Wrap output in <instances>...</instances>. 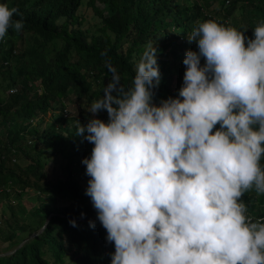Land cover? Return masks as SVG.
I'll use <instances>...</instances> for the list:
<instances>
[{
  "label": "clouds",
  "instance_id": "9594fccd",
  "mask_svg": "<svg viewBox=\"0 0 264 264\" xmlns=\"http://www.w3.org/2000/svg\"><path fill=\"white\" fill-rule=\"evenodd\" d=\"M17 11L0 4V38L23 29ZM253 36L197 21L178 96L159 103L149 42L132 87L110 82L87 124L77 121L75 135L94 145L81 161L85 195L114 245L111 264H264V212L246 213L240 199L264 194V24Z\"/></svg>",
  "mask_w": 264,
  "mask_h": 264
},
{
  "label": "trees",
  "instance_id": "16d2710c",
  "mask_svg": "<svg viewBox=\"0 0 264 264\" xmlns=\"http://www.w3.org/2000/svg\"><path fill=\"white\" fill-rule=\"evenodd\" d=\"M95 2L86 1L97 17L95 28L88 30L77 14L81 0H0L18 10L14 19L24 21L21 31L9 29L0 38V253L24 240L0 256V264H111L114 245L106 241V230L85 195L90 177L81 161L90 158L94 145L75 135L77 121L85 125L86 117L67 116L64 99L93 102L110 82L132 87L133 51L143 53L148 40L159 39V30L170 38L156 47L167 52L157 54L161 80L154 102L177 97L185 53L198 51L187 40L197 21L234 28L248 39L264 24V0H219L222 7L212 16L198 0H98L105 9ZM179 34L184 41H178ZM48 111L54 122L40 127ZM97 116L108 120L106 111ZM17 157L27 162L19 166ZM260 164L264 170V155ZM29 189L35 195L23 205L20 192ZM240 199L246 213L263 214L247 191ZM48 214L42 231L28 238ZM18 217L20 223L12 225Z\"/></svg>",
  "mask_w": 264,
  "mask_h": 264
},
{
  "label": "rangeland",
  "instance_id": "374dc122",
  "mask_svg": "<svg viewBox=\"0 0 264 264\" xmlns=\"http://www.w3.org/2000/svg\"><path fill=\"white\" fill-rule=\"evenodd\" d=\"M86 1L87 0H81V4H80V6H79V8L77 10V14L78 15H82V24H81V26L83 28L88 29V30H93L95 28L96 23H97V17L93 14V11H92L91 7L88 6V5H86ZM95 1H96L95 2V7L97 6V7L101 8V9H105V7H106V4L105 3H100V2H98V0H95ZM198 2L204 8L203 11H211L210 13H206L205 12L206 14H210L211 16H212V13H213L214 10L219 11L221 9V7H222L220 5L219 0H198ZM226 2L227 1H224L225 5H227ZM159 32L162 33V34H160L159 39H157V38H154L153 39L152 38V39L148 40L147 43H145L143 45V47L146 48V46L148 45L149 42L154 43V46L155 47H158V45H160L163 41H165V40H167V39L170 38L169 33L162 32V30H159ZM173 33H174V30L172 29V34ZM177 39H178V41H181V42L184 41V38L181 36V34H179L177 36ZM123 45L126 46V47L128 46V44L126 45V43H124ZM160 50L162 51V49H159V51H158L157 54L163 53V51H166L167 49L163 50L162 52ZM142 54L143 53H141L139 51H136V53H135V51H133L132 59L134 60V67L135 68H136L138 62L140 61ZM23 84L26 85V83H23ZM64 102H65L64 104L66 105L65 112H66V115L67 116L76 117L77 116V113L82 114V115H85V117H86L85 123L86 124H87V121L92 118V114L87 112V109L90 107V105H91L92 102H87L86 103L83 99H79L76 102H74L72 100L71 103L66 102V100L64 99ZM50 115H51V113L48 111V112H46L45 115L41 116L42 119L39 122V126L40 127H44L45 124L48 125V124H52L54 122V120L52 119V117ZM96 118H98V116H96ZM2 136H3L2 129H0V138ZM47 153H48V150L46 151L45 154H47ZM26 162L27 161H25V160L23 162L20 161L19 158L16 159V164H18L19 166H23ZM1 183H3V180L0 178V184ZM247 192H248V195L250 197H252L256 201V207H258L259 203H261L262 201H264V194H258L255 191L254 188L251 189V190H248ZM34 195L35 194L30 189L29 190H24V192H20V201H21V203L22 204L23 203L25 204L26 201H30V200H28V197L30 199ZM58 201H60V200H58ZM31 202H33V201H31ZM34 204H36V203H34ZM33 206L34 205L32 204L28 208H32ZM2 207H4V204H2ZM2 207H0V219L3 216V208ZM25 208H27V207H25ZM21 220L22 219L20 217H18V220H17L18 223L16 221H13V223H11V224L12 225H18ZM0 225H2V222H1ZM29 226H30V229H33V225H29ZM22 228H23V226L21 228H18V229H22ZM20 235L21 236H24V232H21Z\"/></svg>",
  "mask_w": 264,
  "mask_h": 264
},
{
  "label": "water",
  "instance_id": "95a60500",
  "mask_svg": "<svg viewBox=\"0 0 264 264\" xmlns=\"http://www.w3.org/2000/svg\"><path fill=\"white\" fill-rule=\"evenodd\" d=\"M50 215H51V214H48V216L44 219L43 224L37 229V231L31 233V234L28 236V238L35 237V236H37V235L42 231V229H43V227L45 226V224L47 223L48 218H49ZM72 219L77 220V219H75V218H72ZM23 242H24V240L21 241V242H19L18 245H17L15 248L0 253V256H2V255H8V254L12 253V252H13L16 248H18Z\"/></svg>",
  "mask_w": 264,
  "mask_h": 264
},
{
  "label": "built area",
  "instance_id": "2783aa9c",
  "mask_svg": "<svg viewBox=\"0 0 264 264\" xmlns=\"http://www.w3.org/2000/svg\"><path fill=\"white\" fill-rule=\"evenodd\" d=\"M14 90H15L14 88L11 89V90H8V93L13 92ZM257 220H260L261 222H264V217H262V218H257Z\"/></svg>",
  "mask_w": 264,
  "mask_h": 264
}]
</instances>
